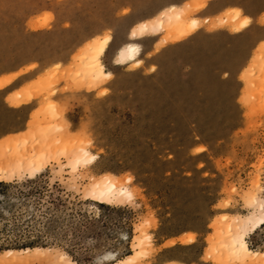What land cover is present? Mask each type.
<instances>
[{"label":"rangeland","instance_id":"1","mask_svg":"<svg viewBox=\"0 0 264 264\" xmlns=\"http://www.w3.org/2000/svg\"><path fill=\"white\" fill-rule=\"evenodd\" d=\"M202 2L0 0V79L22 71L0 87V264H264V225L246 239L258 257L219 248L264 204V0ZM186 4H204L188 37H131ZM229 9L239 32L218 26ZM106 36L97 82L78 71ZM129 42L141 63L118 65ZM36 151L38 168L12 169ZM107 177L129 195L99 200Z\"/></svg>","mask_w":264,"mask_h":264},{"label":"bare ground","instance_id":"2","mask_svg":"<svg viewBox=\"0 0 264 264\" xmlns=\"http://www.w3.org/2000/svg\"><path fill=\"white\" fill-rule=\"evenodd\" d=\"M201 2V1H200ZM204 3V0L203 2ZM204 7V4L199 6H191V4H186L185 6H174L171 5L165 10H163L152 22H144L141 23L137 28H135L131 37L139 39L146 34L149 30L153 31L154 34H159L161 32L165 33L164 41L175 42L181 40L183 38L191 35L198 28L197 18L192 17L195 13L199 12ZM220 17V16H219ZM242 19V18H241ZM208 19H205L207 22ZM263 20V19H262ZM209 21V20H208ZM223 23H220L219 28H226L230 32L236 33L241 31L248 25V18L240 20L239 10L229 9L225 11V18L220 19ZM260 21V20H259ZM215 22V21H214ZM219 22V21H218ZM213 23V22H212ZM213 27H218L216 22L211 24ZM209 27V26H208ZM33 29H40L42 26L33 25ZM212 28V27H211ZM207 29V28H206ZM213 29V28H212ZM130 37V38H131ZM110 42V37L106 36L104 38L92 39V42L89 44L85 52L84 63L82 69L78 72L82 75L87 76L89 79L93 81H101L105 79H109L111 77V73L106 71L101 58L105 54L107 45ZM140 46L137 43L129 42L122 47H119L117 52L118 65H126L129 63L140 64L141 61L138 59L140 54ZM77 62V61H76ZM81 66V65H80ZM30 68V67H29ZM28 69V68H27ZM26 70V69H25ZM80 71H83L80 72ZM22 71H19L16 74L12 73V75L5 76L0 79V87L5 86L12 82L18 75L21 74ZM80 74V75H81ZM14 104V103H13ZM54 142V141H53ZM11 150V148H9ZM41 155L35 152V154H29L27 157L28 162L25 161L24 158H19L16 163L12 164V169H28V166L33 168H38L39 166V158ZM9 158L5 157V161H9ZM94 160V157L87 155L86 150H83V153L79 155L71 154L69 158H67V164L73 169L76 170L83 163H89ZM12 163V162H11ZM5 170L0 169V181L5 176ZM93 193L97 196V198L101 201L109 199L118 200L123 196L129 195V190L127 185L121 180H114L110 177L103 178L96 182L93 185ZM254 204L256 203V211L258 212L254 216H249L244 219L240 224L235 227L232 225H228L223 234L220 236V250L226 249L229 254H231L234 258L239 259L240 261L246 262L249 257H258L259 252L250 249L247 246V236L253 230L264 225V204L258 203L256 200H252ZM258 203V204H257ZM218 248V249H219ZM127 260H120L115 264H125L126 261L131 260V256L126 258ZM59 264H74L69 259H66L64 256L59 257Z\"/></svg>","mask_w":264,"mask_h":264}]
</instances>
